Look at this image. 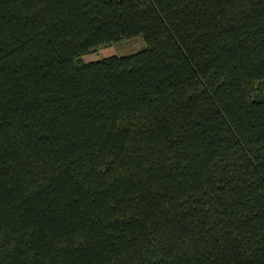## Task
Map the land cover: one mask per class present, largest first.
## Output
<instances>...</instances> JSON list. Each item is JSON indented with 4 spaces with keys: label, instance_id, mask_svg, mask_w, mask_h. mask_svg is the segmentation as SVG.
<instances>
[{
    "label": "trees",
    "instance_id": "obj_1",
    "mask_svg": "<svg viewBox=\"0 0 264 264\" xmlns=\"http://www.w3.org/2000/svg\"><path fill=\"white\" fill-rule=\"evenodd\" d=\"M0 264H264V0H0Z\"/></svg>",
    "mask_w": 264,
    "mask_h": 264
},
{
    "label": "rangeland",
    "instance_id": "obj_2",
    "mask_svg": "<svg viewBox=\"0 0 264 264\" xmlns=\"http://www.w3.org/2000/svg\"><path fill=\"white\" fill-rule=\"evenodd\" d=\"M145 46V42L141 37H134L111 46L100 47L97 50L83 56L82 59L84 62H90L111 55H129L142 50Z\"/></svg>",
    "mask_w": 264,
    "mask_h": 264
}]
</instances>
